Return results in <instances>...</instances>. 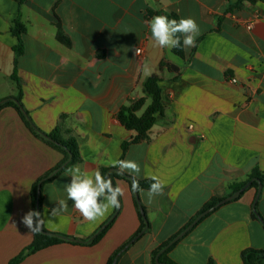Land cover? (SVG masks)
<instances>
[{"label":"crops","instance_id":"1","mask_svg":"<svg viewBox=\"0 0 264 264\" xmlns=\"http://www.w3.org/2000/svg\"><path fill=\"white\" fill-rule=\"evenodd\" d=\"M18 1L0 0V100L16 96L10 79L15 72L33 124L50 133L64 116L62 125L77 139L81 157L43 184L44 230L90 238L114 208L102 220L86 221L67 199L69 170L79 166L92 174L133 160L141 169L138 180L155 175L165 187L151 203L138 192L147 225L116 264H151L152 252L180 233L210 199L224 197L230 184L253 171L264 173L263 2L23 0L19 6ZM157 11L191 17L199 25L201 40L183 48V58L154 46L147 21ZM18 14L25 33L14 65L17 39L10 31ZM153 75L161 78L163 113L155 115L147 138L122 156L121 145L134 132L120 124L116 113L142 99L136 115L145 114L153 100L144 83ZM61 159L31 134L13 108L0 109V264H10L31 242L33 233L21 223L32 210L31 187ZM116 185L124 190L120 209L97 243L55 244L18 264H107L140 226L131 186L121 179H115ZM256 193L247 187L202 217L167 257L176 264H243L245 249L264 251V227L252 217ZM62 199L67 211L52 217ZM255 210L264 220V187Z\"/></svg>","mask_w":264,"mask_h":264},{"label":"trees","instance_id":"2","mask_svg":"<svg viewBox=\"0 0 264 264\" xmlns=\"http://www.w3.org/2000/svg\"><path fill=\"white\" fill-rule=\"evenodd\" d=\"M242 0H239L238 3H240ZM264 3V0H259ZM23 0H19L18 4L19 6L22 4ZM236 3V4H238ZM150 13V12H149ZM155 16L156 15H166L169 17V19H177L179 20L178 16L175 14H167L163 11H157L153 13ZM11 34L17 39V44L13 46L12 51L14 53V65H16V58L22 54L23 52V43H22V36L25 33V26L20 20V15L18 14L15 19L12 22V27H11ZM201 39H197L196 44L200 41ZM195 44V46H196ZM194 49V48H193ZM173 53L180 57L183 58L184 52H183V46L180 48H173L172 49ZM160 67H162V63L160 64ZM11 81L14 82L17 94L15 97H10L7 98V100L3 103L0 104V109L5 108V107H11L13 108L16 113L18 114L19 118L25 125V127L31 132L33 136L44 142L46 145L49 147L55 149L62 155L61 161L54 167L52 168L49 172H47L43 177L39 178L31 187L30 195H31V200H32V210H37L41 212V189L44 183H47L51 180L45 179L49 174H51L54 170L58 169L61 167L64 163H66L69 159V161L58 171L63 172L68 170L73 164L80 162L81 157L79 154V149H78V142L77 139L71 134V131L69 129H66L63 127L62 122L64 120V116H61L59 119V123L55 127V129L50 132V133H44L41 130H39L31 121L28 112L24 108L22 102H21V97H22V88H21V83L20 80L17 78L15 72L10 76ZM161 80L159 75H153L149 77L145 83H144V91L147 95L152 97V105L150 108L145 112L144 115L138 117L136 115V112L141 108L143 104V100L140 99L138 101H135L131 103L129 106H122L116 113V118L120 122V124L128 131H133L134 136L129 141H124L121 145V150H122V156L125 154L127 148L135 143H138L142 140H145L147 138L148 132L153 126L155 122V115L156 114H162L163 113V106L160 102V91L158 88V82ZM1 101V100H0ZM99 171L105 176V177H111L113 185L115 186V179H121L126 181L130 186L132 185V182L130 180V177L126 174H119L118 169H109V168H100ZM251 179H257L258 182L264 187V173H260L258 171H253L244 181L242 182H236L233 184L229 185V193L226 194L224 197H213L210 199L200 210L199 213L205 211L206 209L214 206L218 202H220L222 199L227 197L228 195L232 194L233 192L241 189L243 186L249 183L248 188H256L258 187V183L255 181H251ZM41 182V185L39 187V194L37 195V188H38V183ZM139 185L141 189L143 190H148L150 184L153 182L151 179H143V180H138ZM244 192V191H243ZM241 192L240 195L243 194ZM134 206L137 211L139 221H140V226L138 231L133 235L131 240H133L139 233H141L144 228H145V223L143 221L142 215L140 213V207L141 210L144 213V209L141 205H138L135 196H134ZM119 208H114V213L113 216L94 234L91 235L90 238H87L86 240H77V242H71L67 241L65 239H62L61 237L69 238L65 235L59 234V233H50L46 230L43 229V231L46 234L42 233H36L33 234L31 242L19 253V255L13 259L10 264H18L20 261H22L25 257L28 255H31L37 251H40L46 247L59 244V243H84L87 242L89 245H93L97 243L102 236L105 234V232L108 230L110 227L113 218L117 215ZM210 215L207 214L205 215L208 216ZM253 219H257L256 214H252ZM204 218V217H203ZM201 218L200 220H202ZM200 220L198 222H200ZM192 221V220H191ZM73 239V238H72ZM130 240V241H131ZM171 240V239H170ZM169 241L165 242L163 245L160 247L156 248L152 254H151V264H156L154 261V258L156 254L164 247ZM173 246V245H172ZM172 246H170L167 250H165L158 258V261L162 264H176L174 263L170 258L167 257V254L171 250ZM123 248L120 247L117 251H115L109 258L107 264H112L116 254L121 251ZM241 260L243 264H264V251L263 250H257V249H245L241 253ZM207 264H214L212 260H209Z\"/></svg>","mask_w":264,"mask_h":264},{"label":"clouds","instance_id":"3","mask_svg":"<svg viewBox=\"0 0 264 264\" xmlns=\"http://www.w3.org/2000/svg\"><path fill=\"white\" fill-rule=\"evenodd\" d=\"M147 26L151 33V39L155 47L160 49H173L183 46L185 50L194 47L196 39L200 35V27L194 18L169 19L166 15H156L147 21ZM135 54H140V49H135ZM118 173H125L132 176L131 188L147 197L151 203L156 196L163 195L164 182L158 176H151L153 181L145 192L141 189L137 177L141 169L137 162L133 160H120L114 164ZM70 182L65 185L67 199L81 216L89 222L102 220L111 208L120 207V197L124 195V190L113 185L111 177H105L99 170L92 174L82 171L79 166H73L69 170ZM66 200H59L56 207L51 210V216L55 217L63 211H67ZM29 230V233H39L43 230L44 219L41 212L29 210L21 218Z\"/></svg>","mask_w":264,"mask_h":264},{"label":"water","instance_id":"4","mask_svg":"<svg viewBox=\"0 0 264 264\" xmlns=\"http://www.w3.org/2000/svg\"><path fill=\"white\" fill-rule=\"evenodd\" d=\"M7 99H4V100H1L0 101V104L1 103H3V102H5ZM68 161H69V159H68ZM67 161V162H68ZM66 162V163H67ZM66 163H64L61 167H59L58 169H56V170H54L51 174H49L47 177H45L43 180H45V179H49V178H51L54 174H56ZM130 180H131V182L133 183V179L130 177ZM252 181H255V182H257L258 183V187H257V193H256V197H255V200H254V202H253V204H252V210H253V212L256 214V217H257V219L260 221V223L262 224V226L264 227V220L259 216V214L256 212V210H255V203H256V201H257V198H258V196H259V193H260V191H261V188H262V185L258 182V180L257 179H251V181L250 182H252ZM41 182H42V180L38 183V188H37V195L39 194V187H40V185H41ZM248 185H249V183L248 184H246L245 186H243L241 189H239V190H237V191H235V192H233L232 194H230V195H228L227 197H225L224 199H222L220 202H218L217 204H215L214 206H212V207H210V208H208V209H206L205 211H203V212H201V213H199L180 233H178L177 235H175L164 247H162V249L156 254V256H155V258H154V261H155V263L156 264H162V263H160L159 261H158V258H159V256L165 251V250H167L170 246H172L173 244H175L177 241H179L190 229H192L196 224H197V222L202 218V217H204L205 215H207V214H209L210 212H212V211H214L216 208H218L219 206H221V205H223L224 203H226V202H229V201H232V200H235V199H237L239 196H240V194H241V192H243L247 187H248ZM133 194H134V196H135V199H136V201H137V203H138V205H140V203H139V199H138V192H135V191H133ZM140 209V213H141V215H142V218H143V221H144V223H145V225H147V221H146V218H145V215H144V213H143V211L141 210V207L139 208ZM40 233H42V234H46L43 230L40 232ZM142 234V232L141 233H139L133 240H131V241H129L126 245H125V247L121 250V251H119L117 254H116V256H115V258H114V260H113V262H112V264H116V260H117V258H118V256L120 255V253L125 249V248H127L131 243H133V241L135 240V239H137L140 235ZM62 239H65V240H67V241H71V242H77V240H75V239H72V238H65V237H61ZM86 243V242H85Z\"/></svg>","mask_w":264,"mask_h":264},{"label":"built area","instance_id":"5","mask_svg":"<svg viewBox=\"0 0 264 264\" xmlns=\"http://www.w3.org/2000/svg\"><path fill=\"white\" fill-rule=\"evenodd\" d=\"M250 25V24H249ZM232 83H236V79H231Z\"/></svg>","mask_w":264,"mask_h":264},{"label":"rangeland","instance_id":"6","mask_svg":"<svg viewBox=\"0 0 264 264\" xmlns=\"http://www.w3.org/2000/svg\"><path fill=\"white\" fill-rule=\"evenodd\" d=\"M16 88V87H15ZM16 92H17V90H16Z\"/></svg>","mask_w":264,"mask_h":264}]
</instances>
